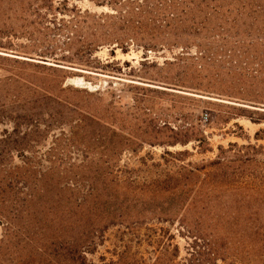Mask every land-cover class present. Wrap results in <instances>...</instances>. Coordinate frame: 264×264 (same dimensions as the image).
Masks as SVG:
<instances>
[{
    "label": "rangeland",
    "instance_id": "obj_1",
    "mask_svg": "<svg viewBox=\"0 0 264 264\" xmlns=\"http://www.w3.org/2000/svg\"><path fill=\"white\" fill-rule=\"evenodd\" d=\"M66 2L113 13L97 0H0V21L9 31L3 40L13 44L0 55L65 71L0 59V82L18 75L50 82L56 94L58 85L70 88L62 97L89 99L109 128L89 122L71 135L69 119L29 145L28 156L51 170L27 200L16 237L3 240L0 219V264H73L69 254L79 246L89 264H115L125 252L132 264H182L194 240L228 248L232 264H264V257L253 260L250 231L251 214L264 218V68L258 67L264 24L240 15L238 5L225 6L193 39L183 33L179 46L146 53L132 45L114 55L103 46L93 59L110 66L86 68L37 55L46 26L68 18L61 10ZM142 20L147 34L149 22ZM31 96L22 87L0 86V102L9 109ZM38 97L25 110L38 106L31 103ZM17 113L30 111L0 118V138L13 130ZM185 135L187 144L163 143ZM20 155H13L16 164ZM218 264L231 263L219 257Z\"/></svg>",
    "mask_w": 264,
    "mask_h": 264
},
{
    "label": "trees",
    "instance_id": "obj_2",
    "mask_svg": "<svg viewBox=\"0 0 264 264\" xmlns=\"http://www.w3.org/2000/svg\"><path fill=\"white\" fill-rule=\"evenodd\" d=\"M153 1L97 0V5L110 7L113 10L112 14H96L90 10H82L77 6L70 8L67 2L61 3L63 7L61 10L68 18H61L57 22L55 21L53 26H46L45 33L48 37L46 36L42 43L39 42L44 48L37 55L42 58L41 60H52L57 64L69 63L86 68H100V65L103 68L109 67V64L97 63L93 59L101 47H113L111 54L114 55L115 49L120 48L124 53H127L132 45L141 47L146 53L169 45L179 46L180 41L185 39L183 33L190 31L187 41L193 39L196 36L191 35L199 33L206 28L209 22L219 17L225 6L238 5L240 15L249 19L253 24H264V0H157L156 5L152 3ZM133 16H138L140 19L135 20L131 18ZM141 18L147 19L149 22L150 30L147 34H144L147 30L146 22ZM260 31L262 30L260 29ZM8 33L6 25L0 21V48H8L7 46L13 45L11 41L4 43L3 39L4 37L8 39ZM36 40L33 41L38 45V40ZM260 41L264 42V36L260 38ZM255 46L256 44L253 43V47ZM21 49H26V46H21ZM19 52L29 55V52L24 50H19ZM0 59L12 61L14 64L65 72L63 68L47 67L46 64L41 66L40 63L18 58L12 59L4 55H0ZM262 61L261 64L258 63V67L261 69L264 68V58ZM2 65L4 69L14 68V65ZM45 76L47 78L48 74ZM54 77L60 78L56 75ZM7 80H14V82H0V86L22 87L32 96L28 99L19 98L12 101L11 105L15 110L9 109L6 102H0V118L12 119L9 115L19 109L30 111L26 116L17 113V121L14 122L13 130L11 132L4 130V137L0 138V219L5 226L3 240L16 237V230L17 232L18 229L20 230L22 220L20 214L25 208L27 200L33 197L38 183L51 170V168L43 170V160L36 156L33 158L28 156V154L34 153L33 148L29 145L32 142L39 143L54 128L62 129L61 126H64L69 119H73L71 135L74 134L76 128L86 127L89 122L96 123L105 129L109 128L108 122L99 116L100 113L92 109L89 99L84 104L80 100L62 97L70 88L58 85L60 87L58 88L59 95L52 88L54 84L44 80L18 75L10 76ZM35 82L43 83L36 84ZM83 92L88 94L87 98L91 96L87 90ZM35 96L39 97L31 100V103L39 102L38 106L25 110L27 101ZM17 104L20 106L15 107ZM35 110H39L38 113H34ZM23 123H26L24 130L22 129ZM170 131L173 132V129ZM61 134L63 135L65 132L62 131ZM189 137L185 135L180 141L175 137H169V140L163 143L166 145L187 144L190 141ZM16 152L21 154L22 164L14 162L13 155ZM25 153L27 154L25 155ZM168 153L173 155L171 152ZM251 223L252 250L255 257L253 260H255L256 257H264V218L253 213L251 214ZM79 250H81L80 246L75 252L69 254V261L73 264H89L87 258ZM227 252L228 248H219L194 240L189 248V256L182 264H218L219 257L224 262L232 264L227 260ZM172 256V262L175 263L174 261L179 256L178 246L174 247ZM115 264H132V258L125 252Z\"/></svg>",
    "mask_w": 264,
    "mask_h": 264
}]
</instances>
